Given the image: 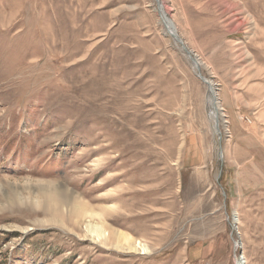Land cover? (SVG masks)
I'll use <instances>...</instances> for the list:
<instances>
[{
	"label": "rangeland",
	"instance_id": "374dc122",
	"mask_svg": "<svg viewBox=\"0 0 264 264\" xmlns=\"http://www.w3.org/2000/svg\"><path fill=\"white\" fill-rule=\"evenodd\" d=\"M162 2L179 38L155 0H0V264H264V0ZM237 144L256 154L234 184ZM42 181L85 213L7 200ZM89 220L149 250L99 243ZM211 240L227 252L186 260Z\"/></svg>",
	"mask_w": 264,
	"mask_h": 264
},
{
	"label": "bare ground",
	"instance_id": "6f19581e",
	"mask_svg": "<svg viewBox=\"0 0 264 264\" xmlns=\"http://www.w3.org/2000/svg\"><path fill=\"white\" fill-rule=\"evenodd\" d=\"M155 2L156 4L158 2L156 7L157 8L159 7L158 10L161 14V19L166 29L173 35L172 37L174 39L179 38L178 34L172 31L174 29L170 28L172 27V25H170V21L166 15L165 12L166 10L165 7L163 6L162 0H155ZM194 60L195 61H193L194 63L193 68L194 70H197L200 65L196 58H194ZM204 79L202 81H204L208 89L207 105H208L209 116L213 124L214 133L218 134L221 133L220 123L224 115L222 113V108L220 106L219 98L217 96L215 84L210 79H206V78ZM221 154H223L222 151ZM38 184L39 185L35 187L26 185L24 188L23 187L20 188L17 185L11 186L10 189L11 191L8 196H13V197L8 198L7 200L9 202H18V203H20V201H23L21 200V198L27 199L28 201L30 200L32 202L36 201L35 202L36 204H45L50 209H53L54 212L57 214L70 213L78 217L82 213H85L86 207L84 201L80 199L78 195L72 193L64 185H61L59 183L57 184L54 182H46V181H42ZM30 195H32L33 197H31ZM37 196H40V198ZM103 224L104 222L102 220L101 221L89 220L83 226L86 232L85 235H89L90 237H92L93 240L99 243L106 241L109 244L114 245V247H118L125 251L139 250V252H142V254H144L147 253V250H149L148 246L145 243H142L141 241L136 239H132L131 237L127 236L125 233L111 229L110 227H106ZM239 247H240L239 242L234 240V248L237 249ZM234 256H236V254ZM237 256H239V253H237ZM242 258L243 260H240V257L238 258L239 264L244 263L243 255Z\"/></svg>",
	"mask_w": 264,
	"mask_h": 264
},
{
	"label": "crops",
	"instance_id": "0c3cea01",
	"mask_svg": "<svg viewBox=\"0 0 264 264\" xmlns=\"http://www.w3.org/2000/svg\"><path fill=\"white\" fill-rule=\"evenodd\" d=\"M238 145V144H237ZM248 146V147H246ZM241 145L239 144L237 146V154L235 155V157L233 158V161L231 162V164L226 168V170H224V174H225V177L226 179L230 177V180L229 182H234V184H236L237 182V179L239 178V175L237 177H235V174H234V171L232 172V174L230 173V170H227L228 168H233L234 170L235 169H239L241 170L242 173L245 174V170H249L251 168H254V164H255V161L252 162L254 159V153L256 154V151L254 149V147H251L249 145ZM252 151L254 153H252ZM244 159L242 162H241V159ZM249 158H252L253 160L251 162H246L247 159ZM247 163V164H246ZM225 187L227 189H231L230 186L228 185H225ZM186 260L188 262H198L200 260H203L204 258H209V259H212L214 256H216L215 254L219 253V252H223L225 254V252H227V249L223 246L222 248L218 247L217 246V249H216V246L214 244V240H211V241H208L206 245H204L203 243L201 242H198V243H193L192 245H188L186 247Z\"/></svg>",
	"mask_w": 264,
	"mask_h": 264
},
{
	"label": "water",
	"instance_id": "95a60500",
	"mask_svg": "<svg viewBox=\"0 0 264 264\" xmlns=\"http://www.w3.org/2000/svg\"><path fill=\"white\" fill-rule=\"evenodd\" d=\"M157 4H158V2H157ZM157 4H156V5H157ZM158 8H159V7H158ZM157 11H158V13H159V15H160V17H161V14H160L159 10H157ZM164 28L166 29V27H164ZM166 30H167V29H166ZM167 32H169V31L167 30ZM172 36H173V35H172ZM191 59H192V62L195 61L194 58H193L192 56H191ZM197 70L199 71V68H198ZM198 76L200 77L201 75L198 74ZM201 78H202V76H201ZM218 138H219V142H221V137L219 136ZM221 151H222V149H221V146H220V149H219V156H220V157H222ZM220 172H221V171H220Z\"/></svg>",
	"mask_w": 264,
	"mask_h": 264
},
{
	"label": "built area",
	"instance_id": "2783aa9c",
	"mask_svg": "<svg viewBox=\"0 0 264 264\" xmlns=\"http://www.w3.org/2000/svg\"><path fill=\"white\" fill-rule=\"evenodd\" d=\"M234 239V237H232V240ZM236 254V256H234ZM240 257V260H243L242 255L239 254V256H237V252L235 250H233V259H234V264H239V260L238 258Z\"/></svg>",
	"mask_w": 264,
	"mask_h": 264
}]
</instances>
